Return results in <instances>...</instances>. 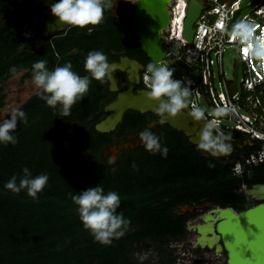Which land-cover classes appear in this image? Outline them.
Here are the masks:
<instances>
[{"label": "trees", "instance_id": "1", "mask_svg": "<svg viewBox=\"0 0 264 264\" xmlns=\"http://www.w3.org/2000/svg\"><path fill=\"white\" fill-rule=\"evenodd\" d=\"M10 2L0 0V17L10 9ZM56 2L44 0L22 16L0 21V108L5 105L3 84L19 73L22 81L32 79V65L39 60H45L50 71L71 63L72 70L84 76L88 75L85 58L91 51L102 52L109 63L117 60L120 51L130 57L131 49L141 52L133 32L106 17L95 26L58 30L35 49L33 38L21 29L39 20ZM143 56L146 68L151 61ZM13 66L15 73L9 71ZM261 90L264 107V87ZM40 92L17 108L27 117V123L18 121L12 133L17 143H0V264H153L137 260L134 251L139 244L152 246L159 264H174L169 242L186 234L185 222L195 215H179L175 213L179 208L210 204L238 212L258 203L240 190L264 183V162L241 175L231 172L235 161L257 147L247 135L232 132L227 141L235 153L216 158L197 151L182 132L158 125L149 130L160 137L162 148L167 147L166 156L153 154L143 145L109 162L102 158V151L113 141L111 133L93 128L114 96L106 79L91 80L88 92L68 116L60 114L59 105L55 109L47 106ZM152 118L127 111L117 130L144 127ZM84 157L88 162H83ZM24 168L33 178L49 177L36 199L26 191L14 194L5 188L14 175L19 183ZM95 186L105 194L116 192L120 197L117 214L130 221L121 229L124 234L108 245L96 242L83 228L71 199Z\"/></svg>", "mask_w": 264, "mask_h": 264}, {"label": "water", "instance_id": "2", "mask_svg": "<svg viewBox=\"0 0 264 264\" xmlns=\"http://www.w3.org/2000/svg\"><path fill=\"white\" fill-rule=\"evenodd\" d=\"M43 1L11 0L10 9L0 17V21L10 17L22 16ZM171 1L137 0L136 3L133 15L137 27L136 40L151 63L164 65L160 61L165 51L162 47L161 37L157 34V29L160 27L166 28L169 24L170 16L167 13V8ZM187 1L188 9L184 20L183 36L187 43L191 44L194 23L202 12L203 4L199 0ZM258 1L252 0L245 7L254 5ZM141 10H144L146 14H142ZM239 13V10L235 12L230 25L238 20ZM157 14H161L162 18L157 19ZM67 26L60 25L49 8L42 13L39 20L27 22L21 29V33L33 38L34 48L37 49L44 44L45 38ZM110 65H113L116 69L112 73V81L111 78L110 80L106 78L108 90L115 92L116 95L104 106L106 115L93 127L98 133H109L115 130L122 122L127 111H136L143 114L156 113L157 102L147 98L146 92L148 89L138 88L140 85L138 62L127 56H122ZM171 66L182 70L178 64H172ZM235 66H238L237 61ZM235 89L236 85L233 83L231 92L234 93ZM164 124L182 132L193 144H201L198 138L199 133L207 130L206 122L196 117L187 105L175 117L166 118L164 122H161V120L153 121L147 126V129ZM206 141L215 148H227L225 142L214 133H211ZM120 147L118 146V148ZM240 192L259 203L238 212L231 207L220 208L210 204L183 207L180 212L181 214H187L211 208L202 217L205 224L196 227L200 235L196 238V241L200 247L215 248L216 252L224 249L227 253L226 259H224L226 264H264V184H254L250 188L240 190ZM207 234H210V236L208 237Z\"/></svg>", "mask_w": 264, "mask_h": 264}, {"label": "built area", "instance_id": "3", "mask_svg": "<svg viewBox=\"0 0 264 264\" xmlns=\"http://www.w3.org/2000/svg\"><path fill=\"white\" fill-rule=\"evenodd\" d=\"M199 1L203 9L194 23L191 44L183 36L188 1L172 0L169 3L170 21L166 33L170 47L164 65H159L172 69V64L183 66L179 70L182 74L179 77L173 75V79L183 80L182 86L191 88L186 105L193 113L200 112L199 117L212 133L228 139L232 132L238 131L256 142L254 151L235 161L231 167L233 175H241L264 162V107L259 98L264 87V59L252 55L250 50V47H259L255 41L264 45V0L252 5V16L241 15L242 0ZM238 10V20L230 25ZM241 23L250 27L251 46L235 35L233 27ZM171 42L179 44L177 50L172 49ZM226 48L235 49V64L238 62L230 73L232 78L226 75L222 63ZM145 75L146 69L142 81L148 89ZM233 83L236 85L234 93L231 92ZM200 102L209 105L211 111H206ZM224 120L232 125L223 124Z\"/></svg>", "mask_w": 264, "mask_h": 264}, {"label": "clouds", "instance_id": "4", "mask_svg": "<svg viewBox=\"0 0 264 264\" xmlns=\"http://www.w3.org/2000/svg\"><path fill=\"white\" fill-rule=\"evenodd\" d=\"M115 0H58L50 7L51 14L57 18L60 25L85 28L88 25H98L104 19L106 9L114 6ZM91 31V28H89ZM250 27L241 23L236 26L235 35L242 41L251 46L253 43L248 35ZM259 47L251 49V54L264 59V45L260 41H255ZM45 60H39L32 65V83L37 89L42 90L40 99L46 105L55 109L60 106L62 116L70 115L71 107L81 101L88 92L91 80L104 82L111 78L115 67L110 65L108 58L100 51H91L87 54L84 62V70L88 75L80 76L72 70V64L66 63L64 66L55 67L48 70ZM11 73L16 72L15 66L9 69ZM175 69L157 63H149L146 66L148 91L146 96L149 100L156 101V115L164 122L166 118L175 117L186 107L187 97L191 88L182 86L183 80L173 79ZM196 117L200 112L194 113ZM27 123L24 111L13 109L10 118L0 122V143L16 144L17 139L12 133L17 128V122ZM207 139L209 132H204ZM139 139L143 143L145 150L155 154L167 155V147H161L160 137L153 134L150 130L139 133ZM115 171V169H113ZM23 175L17 183V176H12L5 184V188L14 194L26 191L27 195L33 199L43 190L49 177L41 174L35 178L28 168L22 170ZM72 202L76 205L79 219L83 228L87 230L96 242L102 245L111 244L113 238H119L124 233L121 229L126 228L130 223L122 214H117L120 206V197L116 192L104 193L100 186L89 187L86 190L73 195ZM144 258V257H141Z\"/></svg>", "mask_w": 264, "mask_h": 264}, {"label": "flooded vegetation", "instance_id": "5", "mask_svg": "<svg viewBox=\"0 0 264 264\" xmlns=\"http://www.w3.org/2000/svg\"><path fill=\"white\" fill-rule=\"evenodd\" d=\"M136 3H137V0H115L113 8L106 9L104 12V18L106 17L108 20H110L114 23L122 24L123 28H128L129 30H131L133 32L135 40H136L137 27H136V24L134 22L133 15H134V10L136 8ZM141 13L146 14V12L144 10H141ZM167 13H168V15H170L169 14V6L167 8ZM156 18L161 19L162 18L161 14H157ZM70 27L71 26L68 25L64 29L67 30ZM166 28L160 27L157 29V34H159V36L161 37L162 47L164 48V51H165L163 58L160 62L165 61V59L167 58V54L169 52V47H170V44L167 40ZM136 42H137V40H136ZM139 48H140L142 53L139 51H136V50H132V49L130 50V53H131V55H133V57H130L129 55L124 54L125 53L124 51H120L118 53L120 56L117 58V60H114L112 62L118 61L119 58L122 56H127V57L137 61L139 64L138 72L140 75V85L142 84L143 88H145V84L142 81V75L146 69L145 68L146 60L143 56V54L146 56V53L141 49L140 44H139ZM112 62H110V63H112ZM178 65H180L181 68L183 69V66L181 64H178ZM106 82H107V79H106ZM107 85H108V82H107ZM111 93L114 95L113 96V98H114L116 93L115 92H111ZM144 114H148V116L154 117V118L150 119L145 124L144 127L141 126L137 129H133V130L125 128L122 131L117 130V127H116L115 130L109 132V133H111V138L113 141L103 149V151H102V158L103 159H105L109 162L115 161L119 157L124 156L130 152L137 151L138 149H140L143 146V143L139 139V133L142 131H145V130H149V129H147V126L151 122L160 120V118L156 115V113H144ZM105 115H106V113H105ZM199 119L202 120L201 118H199ZM164 125H167V124H164ZM206 125H207V123H206ZM156 126H158V125H156ZM205 131L209 132V136L212 133V131L209 129L208 125H207V130H205ZM205 131L200 132L199 137H198L199 141L201 142V144L203 146L201 144L191 143L189 141L188 137L185 136L184 134L183 135L186 137L187 141L190 144L198 147L197 151H199L205 155H211V156L216 157V158H225L226 159L231 154L235 153L236 148L234 147V145L229 143L227 141V139H222V138L218 137L217 135L216 136L218 138H220L222 141L225 142V144L227 145V148L218 149V148L213 147L209 143H207L206 140L209 139V136L207 137V139L204 138L203 134ZM118 146H121V147L118 148ZM238 148L240 149V146H238ZM112 149H113V151H112ZM262 184H264V183H262ZM180 209L181 208H179L175 213H177L179 215L191 214V213L181 214ZM210 209L211 208H208L206 210L204 209V210L198 211V212H193V213H195V215L192 217H189V219L185 222L186 234L183 237H181L179 240H173V241L169 242L168 247L172 251L173 256L175 257L174 264H226L224 259H226L227 253L224 249H222L219 252H216L215 248L200 247L199 244H197L198 242L196 241V238L198 236H200L198 234L196 227L198 225L205 224L202 217H203V215L208 213V211ZM207 236L209 237L210 234H207ZM134 255L137 258V260L140 262L150 261L153 264L154 263L159 264V261L157 259V253L153 251L152 246L150 248H146V247H143L142 244H139L137 249L134 251ZM141 257H144V258H141Z\"/></svg>", "mask_w": 264, "mask_h": 264}, {"label": "rangeland", "instance_id": "6", "mask_svg": "<svg viewBox=\"0 0 264 264\" xmlns=\"http://www.w3.org/2000/svg\"><path fill=\"white\" fill-rule=\"evenodd\" d=\"M251 1L252 0H242L241 7L242 8L245 7ZM252 11H253V6L249 5L243 8L241 15L242 16L244 15L252 16ZM237 25L238 24H236L233 27V29H236ZM178 46L179 44L177 42H171V47L174 51L177 50ZM235 54L236 53H235L234 48H226L223 53L222 63H223V67L226 72V75L229 78H232L230 73L235 64ZM173 69H175L174 74H173L174 76L179 77L182 74V72H180L178 69L176 68H173ZM21 74L22 73H19L11 77L3 84L4 94H5V99H4L5 105L0 108V122H2L4 119L9 118L12 110L17 109L22 103H24L27 100V98L30 95L42 91L40 89H37L34 86V84L32 83V79H26L22 81ZM200 105L203 106V108L206 111H211V107L209 105L201 103V102H200ZM223 124L232 125V123L227 120H224ZM82 160L83 162H88L87 157H84Z\"/></svg>", "mask_w": 264, "mask_h": 264}, {"label": "bare ground", "instance_id": "7", "mask_svg": "<svg viewBox=\"0 0 264 264\" xmlns=\"http://www.w3.org/2000/svg\"><path fill=\"white\" fill-rule=\"evenodd\" d=\"M205 238H207V236H205Z\"/></svg>", "mask_w": 264, "mask_h": 264}]
</instances>
